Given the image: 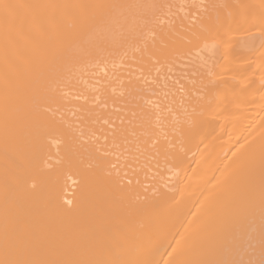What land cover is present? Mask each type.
<instances>
[{
    "label": "bare ground",
    "instance_id": "6f19581e",
    "mask_svg": "<svg viewBox=\"0 0 264 264\" xmlns=\"http://www.w3.org/2000/svg\"><path fill=\"white\" fill-rule=\"evenodd\" d=\"M159 1L0 0V264H264V0Z\"/></svg>",
    "mask_w": 264,
    "mask_h": 264
},
{
    "label": "rangeland",
    "instance_id": "374dc122",
    "mask_svg": "<svg viewBox=\"0 0 264 264\" xmlns=\"http://www.w3.org/2000/svg\"><path fill=\"white\" fill-rule=\"evenodd\" d=\"M163 1H164V0H162V3H161L160 1H159V2H160V4H162V5L164 6L165 4H163V3H166V2H163ZM166 1H168V0H166ZM172 1H173V0H171V3H174V5H173V9H174V8H176V7H175V2H176V0H175V2H172ZM188 1L191 2V0H188ZM196 1H197V0H196ZM202 1H203V3H205L206 0H202ZM202 1L199 0V1H197V2L201 3ZM182 2H183L182 5L185 4V5L187 6V3L185 2V0L182 1ZM189 2H188V3H189ZM167 3H168V2H167ZM167 3H166V4H167ZM171 3H168V4H171ZM180 3H181V2H180ZM180 3L178 2L177 4L180 6V5H181ZM203 3H202V4H203ZM168 4H167L166 6H168ZM205 4H207V2H206ZM185 5H184V6H185ZM192 5H195V7H197V6H196V5H197L196 3H194V4L191 3V7H192ZM166 6H164V7L167 8ZM184 6H183V7H184ZM186 6H185L184 8L190 7V4H189V6H187V7H186ZM164 7H162V8L164 9ZM195 7H194V9H195ZM162 8H161V11H164V10H162ZM192 8H193V7H192ZM192 8H190L191 11H192ZM176 9L178 10V8H176ZM187 9L189 10V8H187ZM186 11H187V10H186ZM191 11H190V12H191ZM163 13H164V12H163ZM187 13H189V11H188ZM164 14H165V13H164ZM164 14H162V15L164 16ZM158 15H159V14H158ZM167 15H168V14H166L165 16H167ZM159 17H161V16H159ZM167 17H170V18H171L170 15H168ZM157 18H158V16H157ZM158 19H159V18H158ZM172 21H173V20H172ZM166 22H167V23H168V22L170 23L171 21H166ZM173 22H174V21H173ZM168 67H169V66H168ZM168 67H167V68H168ZM181 68L184 69V68H186V67H184V68L181 67ZM186 69H187V68H186ZM170 70H171V69H170ZM170 70H169V68H168V72H170V73H168V72L166 71V72H167L166 76H167V75L170 76V77H168V79L171 78V75H172L173 78H174V74H175L176 72H179V73H176V74H177V77L180 76L181 73H182V75H183V74L186 75V73H183V72H181V71H174V72H173V71L171 70V71L173 72V73H171ZM169 74H170V75H169ZM175 77H176V75H175ZM177 77L174 78V79H177ZM173 78H172V79H173ZM172 79L169 80L171 83L174 82V79H173V80H172ZM171 80H172L173 82H172ZM178 87H179V86H178ZM180 87H181V86H180ZM181 89H182V87H181ZM181 92H182V91H181ZM152 101H156V102H157V100H155V99H152ZM156 102H154V103H156ZM105 109L107 110V108H105ZM113 122H115V121L113 120ZM104 124H105V125H109L107 122H104ZM110 127H111V130L114 129V127H113V129H112V126H111V125L108 126L109 129H110Z\"/></svg>",
    "mask_w": 264,
    "mask_h": 264
}]
</instances>
